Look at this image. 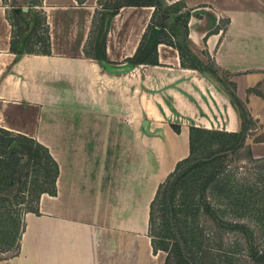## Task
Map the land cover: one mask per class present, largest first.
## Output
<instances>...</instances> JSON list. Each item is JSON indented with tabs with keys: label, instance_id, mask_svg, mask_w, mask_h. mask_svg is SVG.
Returning a JSON list of instances; mask_svg holds the SVG:
<instances>
[{
	"label": "crops",
	"instance_id": "1",
	"mask_svg": "<svg viewBox=\"0 0 264 264\" xmlns=\"http://www.w3.org/2000/svg\"><path fill=\"white\" fill-rule=\"evenodd\" d=\"M166 2L180 6L172 19L188 15L197 58L208 57L263 122L264 0ZM41 9L49 51L15 60L0 0V127L47 149L58 168L55 193H41L38 213L24 214L17 251L0 264H163L148 236L157 187L188 156L191 125L235 132L236 113L172 46L157 45V65L131 66L152 7L124 6L110 19L108 63L94 55L97 0H43ZM181 36L178 26L173 39ZM259 144L251 152L264 157Z\"/></svg>",
	"mask_w": 264,
	"mask_h": 264
},
{
	"label": "rangeland",
	"instance_id": "2",
	"mask_svg": "<svg viewBox=\"0 0 264 264\" xmlns=\"http://www.w3.org/2000/svg\"><path fill=\"white\" fill-rule=\"evenodd\" d=\"M34 1L1 0L7 7V10H11L14 7L27 9ZM123 1L126 0H97L98 10L101 11L95 26L97 36L103 33L109 12ZM103 7H106L105 10H103ZM38 9H41V7H38ZM160 19L162 20L163 17ZM173 22L171 20L170 24L173 25ZM19 27L24 29L25 25L22 21ZM36 29L37 26L32 30H26L24 35H33ZM164 32L169 34L166 31ZM159 34L160 32L156 31L155 28L150 29L145 42L147 49L152 46ZM174 41L182 43V36ZM33 49L37 51L42 50L37 46ZM196 51L201 52L199 49H196ZM202 59L205 66L215 72H219L218 75L222 79L226 78L223 72L218 71L212 66L208 57L203 55ZM187 60L189 63L192 62L189 58ZM258 88L264 92V80L256 89ZM211 127L206 129L217 130L215 126L212 125ZM263 141L264 119L263 122H260V120L252 118L242 149L223 154L215 160L217 165H221L218 177L224 178L228 184L227 193L218 196L216 191L210 186L203 192L206 201L216 209H219V215L222 219L243 223L248 227V232L241 234V232L231 231L225 226L218 227L216 223L203 213H198L194 217L192 214H183L181 212L184 207L181 206L183 202H196L198 196L202 193L203 187V179L198 177L199 175L193 173L186 174L175 197L174 209L176 213L173 216V222L179 228L182 235L186 236V246L189 253L178 255L176 260L170 258L172 263H169L166 262V253L158 251L162 263L261 264L258 256L257 258L250 256V249L253 247L261 249L264 245V157L254 156L251 152L252 156L259 160L251 159L248 155V149L251 150L252 145H255V148L261 151L262 148H259V143ZM215 147V144L200 147L198 153H207L208 150ZM28 151H33V149L23 144L10 146L7 148L8 158L3 160L5 169L0 174V258H8L16 253L18 241L23 230V216L34 205L35 197L40 189L41 178L38 166H33L32 164L37 158H34L27 165ZM17 158L20 159L18 164L16 163ZM196 180L197 184H199L196 191L199 190L196 197L192 198L188 192L192 193V182ZM186 188L187 192L184 194L183 192ZM31 200L33 202L29 203ZM154 217V234L167 237L177 249L178 244L173 236L172 223L168 214L157 207ZM3 241L7 242L4 243ZM7 244L11 247L8 251L2 252L4 247H8Z\"/></svg>",
	"mask_w": 264,
	"mask_h": 264
},
{
	"label": "trees",
	"instance_id": "3",
	"mask_svg": "<svg viewBox=\"0 0 264 264\" xmlns=\"http://www.w3.org/2000/svg\"><path fill=\"white\" fill-rule=\"evenodd\" d=\"M79 4L83 3V0H76ZM42 6V0H35L32 4L28 6L27 9L22 7H14L11 10L6 11V18L11 25V39H10V51L15 54L16 59L23 54L29 53H40L48 52L49 50V35L48 27L45 20V13L42 9H38ZM124 6H134V7H152L153 13L150 22L147 26L146 32L142 36V39L138 45V48L132 58L128 59V62L132 67L139 64H151L157 65V45L159 43H165L169 46L174 47L179 54V59L181 66L186 68H191L200 71L205 77L209 78L215 83L219 90L226 96L230 105L236 113L238 121V130L235 132H228L222 130H212L202 127H196L191 125L189 127V154L186 158L180 160L176 163L174 170L165 178V180L160 183L157 187L156 193L150 203L149 208V220H148V236L151 239V246L153 253L158 251H163L167 255V261L170 258L173 260L178 257V255H186L189 253L186 243L187 238L183 236L179 228L173 222V216L176 213L174 209V201L178 190L182 184L184 176L189 173L199 175L203 179V187L201 194L198 196L197 201H190L188 203L183 202L181 206L183 207V214H192L194 217L198 213H203L208 216L217 226H225L231 231L241 232V234H246L248 232V227L245 224L238 221H227L220 217L219 209L213 207L205 199L204 191L207 187H212L218 196H222L227 193V182L224 178L218 177L221 165H217L215 160L226 153H232L242 149L246 134L249 129L250 123L252 122V117L249 114L245 104L237 97L233 87L227 83L225 80L221 79L217 73L211 70L209 67L205 66L193 53L190 42L187 39V26L186 18L188 15L178 14L174 19H172V14L177 13L180 6L179 4L169 5L166 0H126L114 7L112 11L109 12L107 19L105 21V29L103 33L97 36L95 41V58L102 61L103 63H108L104 56L105 48V35L106 30L109 25L110 19L118 12L119 8ZM106 7H103L105 10ZM100 15L101 11H96L95 15ZM37 16V17H36ZM163 17L161 20L160 18ZM173 20V25L170 21ZM23 22L25 27L21 29L19 27L20 22ZM97 22H93V30ZM37 26V29L33 35L25 36L24 32L26 30H32ZM153 26V27H152ZM178 26L182 29V43H177L174 41V36L176 35ZM155 28L159 31V36L155 39L152 46L147 49L145 47L146 39L148 38V33L150 29ZM164 31L168 32L166 34ZM39 47L42 50H35L34 47ZM191 63L188 62V58ZM214 66L213 63H211ZM175 132H179V127L171 125ZM17 144H23L26 147H30L33 151H28V162L27 165L34 159L33 166H38L39 176H40V189L37 193L34 205L27 211L38 213L37 201L41 193L47 192L49 194L55 193V180L58 173L57 164L49 155L47 149L41 144L36 142L33 138L26 135L13 133L7 131L0 127V174L4 171V159L8 158L7 148L10 146H16ZM215 144L214 149L208 150L207 153H198L200 147H205ZM248 155L253 160H259L252 156L251 150L248 149ZM19 158L16 159L18 164ZM198 180V179H197ZM197 180L192 182V193L188 194L194 198L198 194L196 191L199 184ZM189 186V185H188ZM184 191V190H183ZM187 188L183 192L186 194ZM33 202L31 200L29 203ZM159 207L161 210L168 214V217L172 223L173 236L178 244L177 249L171 243L170 239L164 236H159L154 234V213L156 208ZM192 208V209H191ZM6 243L7 241H3ZM8 245V244H7ZM11 246L4 247L2 252L8 251ZM250 256L252 258L259 257L261 264L264 263V245L261 249L251 248ZM175 256V257H171ZM163 263V264H166Z\"/></svg>",
	"mask_w": 264,
	"mask_h": 264
}]
</instances>
